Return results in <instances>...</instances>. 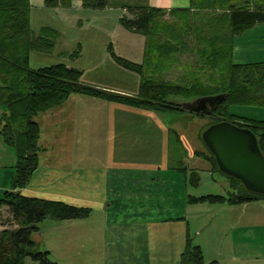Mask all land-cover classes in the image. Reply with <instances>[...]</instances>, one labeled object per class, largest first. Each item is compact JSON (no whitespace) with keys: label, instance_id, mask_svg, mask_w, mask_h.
Returning <instances> with one entry per match:
<instances>
[{"label":"crops","instance_id":"1","mask_svg":"<svg viewBox=\"0 0 264 264\" xmlns=\"http://www.w3.org/2000/svg\"><path fill=\"white\" fill-rule=\"evenodd\" d=\"M28 1L30 27L34 33L42 27L55 29L58 32L56 45L58 38H64L63 43L57 46L60 56L68 43L75 48L80 46L84 51L83 55L86 52L92 54L91 58L87 57L88 65L96 68L107 64L110 56L107 47L117 40L119 43L126 34L131 38L135 34L139 35V58L135 63L143 61L144 36L119 23L123 15L130 17L126 5H148L165 10L188 8V0H121L122 3L109 0V6L100 10L84 8L80 0L72 1L69 8H48L44 5V0ZM263 26L256 31L259 36L253 37L259 42L253 41L251 37H234L232 53L233 58L238 56L236 63L264 61ZM242 43L245 46H241ZM91 45L93 48L89 49ZM30 57L29 54L28 66ZM112 60L115 62L113 58ZM53 64L56 63L50 65ZM121 67H118L119 70ZM124 69L122 67L118 71L122 78L114 81L113 86L92 87L121 95H136L140 75L129 70L135 74L127 73L132 81L127 79L130 84H126ZM183 102L187 100L177 101L179 104ZM2 113L3 106L0 103V117ZM188 113L147 110L94 96L73 94L61 106L34 118L41 128L38 140L41 151L38 166L27 185L20 190L21 194L91 208L85 219L58 221L60 225L53 235L55 240L61 242L60 251L68 255L79 254L76 246L81 240H85L87 244L97 243L95 251L90 249L85 254L93 260L128 259L135 261L134 264L179 263L186 236L191 230L189 217L181 212L173 217H161V214L155 213L158 209L160 213L167 212L169 209L165 207L174 201L182 207L189 195L190 184L180 169H184V164L195 159V156L187 155V152L193 155L195 139L190 138L184 144V137L196 138V134H188V131L185 133L182 123L188 120L192 127H199L197 124L201 119L198 121ZM173 120L176 124L172 123ZM45 127L49 131L47 138L44 137ZM184 146L188 147L186 154ZM8 148L0 137V197L10 188L15 172L16 157L13 150ZM76 162L85 166H74ZM90 162L99 165L98 170L92 171L90 166L87 167ZM192 170L199 171L197 167ZM208 170L210 171V167ZM98 191L102 194V201H83L85 199L79 198L92 197ZM223 192L222 188L221 193ZM218 206L229 211L228 214H222L221 218L231 219L230 212L235 205L224 203ZM252 220V214H247L243 219L246 226L238 232L233 229V234L228 238L231 241L229 246H226L227 242L219 241L216 250L220 254L215 255L213 247V255L208 261H216L218 264L217 260L221 259L236 264L249 258L264 261V251L255 249L256 245L263 249L264 238L261 237L264 232L253 230L252 225H247ZM194 231L199 234L198 230ZM32 239L38 243L41 240L39 232L33 234ZM51 241L45 238L46 249L53 255L57 247L51 246ZM199 247L203 252L202 244Z\"/></svg>","mask_w":264,"mask_h":264},{"label":"trees","instance_id":"2","mask_svg":"<svg viewBox=\"0 0 264 264\" xmlns=\"http://www.w3.org/2000/svg\"><path fill=\"white\" fill-rule=\"evenodd\" d=\"M72 1L44 0V5L69 8ZM80 1L87 9L100 10L109 6V0ZM125 8L130 17L123 15L119 23L144 36L143 61L136 64L113 52L111 56L123 68L140 75L138 92L134 96L89 86L82 82L79 70L64 63L31 69L28 66L30 52L51 53L58 32L51 27L33 32L28 0H0V103L3 106L0 137L16 157L10 188L0 197V209L8 210L12 226L0 231V264H25L27 257L38 264H56L50 259L49 251L40 249L32 235L40 232L45 220L85 219L91 212L88 206L26 196L20 192L38 166L41 151L38 145L41 128L34 118L61 106L73 94L161 112H187L172 102L171 97L190 100L225 94L211 115L214 119L210 124L229 121L251 130L264 155V119L241 117L231 110L234 106L264 107V61L240 64L234 62L232 53L235 36L264 23V0H190L188 8L170 10L148 5H126ZM78 49L62 53V56L76 58ZM187 49L196 54L197 70L202 67L210 70L209 78L187 69L184 82L166 80L163 74L176 65L177 55ZM198 156L210 164L212 175L218 173L225 178L226 186L221 194L188 196L187 202L239 205L264 200V195L246 190L238 179L221 173L210 151ZM180 170L187 181L198 184L196 170L187 167ZM203 263L201 248L192 245L187 235L178 264ZM209 264L218 263L211 261Z\"/></svg>","mask_w":264,"mask_h":264},{"label":"rangeland","instance_id":"3","mask_svg":"<svg viewBox=\"0 0 264 264\" xmlns=\"http://www.w3.org/2000/svg\"><path fill=\"white\" fill-rule=\"evenodd\" d=\"M114 1V0H113ZM118 2H123L121 0H117ZM124 2H127V0H124ZM190 0L187 1L186 6H189ZM184 8V7H183ZM169 19V18H164V20ZM261 25H264V23L257 24L254 27L247 29L243 31L239 37L241 38H246V37H251L253 41L259 42L258 40H255L253 37H258L259 35L256 34V31H258L261 27ZM264 27V26H263ZM246 31L247 34H246ZM66 39V37H65ZM117 40V37H116ZM64 41V38H58L57 40V45L54 48V50L51 52V54H45L41 52H30V61H29V66L30 68H38L39 66H45V65H50L51 63H64L68 66L74 67L77 70L81 72V80L85 84H88L91 86L93 85H98L96 87L101 88V86L104 87H111L114 85V81H120L122 76L118 71L120 66L116 64V62H113L111 58V52H113L115 55L118 57L124 58L130 62L135 63V60L138 59V49L137 47L140 46V41H139V35L135 34L132 38L128 34L117 43L115 41L112 45H109L107 47L109 57H108V62L107 64L104 63V65L100 68L96 67H90L88 65V58H91L92 54L90 52H86L85 55H83V52L80 49V46H78V56L76 58H68L67 56H60L59 55V48L57 46L62 44ZM238 44V43H237ZM241 46H245V44H241ZM75 46H70V43L66 45L63 49L64 53H71L74 50ZM93 48V45L89 47ZM191 49H187L186 52L181 51L179 55H177L178 61L175 63L170 71L165 72L163 74L164 78L166 80H173L175 82H184V73L188 72L187 69L191 72H195L194 74H198L201 77H206V79L209 78L208 72L210 70H207L206 68L202 67L197 70V63H196V54L191 52ZM83 55V56H82ZM88 57V58H87ZM234 62L238 61V56L235 55L233 58ZM112 61V64L111 62ZM139 64V63H136ZM111 65H114L112 67ZM126 69V68H125ZM126 75H124L125 78V83L130 84L132 81L131 76L127 73H133L130 72L128 69L125 70ZM135 74V73H133ZM129 79V81L127 80ZM170 100L172 102H177L178 100H184L178 97H171ZM82 103V102H81ZM83 104V103H82ZM81 106V105H80ZM232 113L236 114L241 117H248V118H254V119H264V107H253V106H234L231 108ZM188 113V112H184ZM190 117L198 119H201V121L197 124L199 127H192L191 123L186 120V122L182 123V127L186 129L184 131L185 133L188 131V134H196V138L192 136H185L184 137V144H186V140L193 138L195 139V147L193 149L194 153L193 155H189L187 152L188 156H195V159L192 161H189L187 164H184V167H189L190 170L194 169L197 167L199 169L198 175H199V181L197 185H193L189 180L188 184H190V187L188 188V196H195V197H200V196H205V195H217L221 194V189L225 187V178L218 173H214L213 175L211 172L208 170L210 167V164L203 159L202 157L198 155L207 154L206 148H203V142L201 140V133L203 130L211 123L213 122L214 117L211 116H195L193 114L188 113ZM189 117V116H188ZM173 124H176V121L173 120ZM202 123V125L200 124ZM191 125V127H190ZM187 126V127H186ZM189 126V127H188ZM47 127H45L44 131V137L47 138L49 135V131H46ZM196 130V132H195ZM133 142V141H131ZM136 142V141H134ZM192 145V144H191ZM9 149V148H8ZM10 150V149H9ZM188 150V147L184 146V153L186 154V151ZM11 151V150H10ZM158 150H156V155L158 157ZM190 153V151H189ZM192 154V153H190ZM69 166V165H68ZM74 166H85L83 164L75 163ZM90 166L92 168V171L98 170V166L96 163H88L87 167ZM188 168V169H189ZM79 169V168H78ZM80 170V169H79ZM81 171V170H80ZM83 172V171H81ZM96 173V172H95ZM189 176V174H188ZM79 194V193H78ZM186 197V199H187ZM79 198L85 199L83 201H89V200H94L96 202L102 201L103 197L100 191L98 193L91 196H80ZM190 205H188V204ZM184 202V205L180 207L177 202L174 201L173 204L166 206L165 208L168 210L167 212H156L155 214H161V217H167V216H175L176 213H183L184 215H187L189 217V222H190V233L189 237L191 239L192 245H197L200 246L202 244L203 248V257L204 258V263L203 264H209L210 261H208L211 256L213 255V251L216 254H220L217 249L218 242L220 243L222 241L227 242L226 246H229L231 244V241L228 239L231 234H233V229H235V232L240 231L246 226V223L243 221L244 217L247 214H252V221H248L247 225L250 224L254 228L253 230H258L261 232H264V200H259L255 202H250L247 204H239L235 205L233 210L230 212L231 214V219H223L221 218L222 214H228L229 211L223 210L224 208H219L220 204H209V203H198L193 204L189 203L186 201ZM196 205V206H192ZM217 207V208H216ZM225 207H228L227 205ZM228 209V208H225ZM108 213H111L110 211ZM185 217V216H184ZM159 218V217H156ZM129 224V223H128ZM60 225L58 221H52V220H45L42 225H41V230L39 234L41 235V240L38 242V245L40 246V249H46L45 245V238L46 240L49 238L52 241L50 242L51 246H56L57 249L55 253L49 254L50 259L55 262L56 264H134L133 262L135 261H128V259H115L110 261L109 259H103L100 260H93L85 256L90 249H95L98 247L96 242H93L91 244H87L85 240H81L80 244H77L76 248L78 249L79 254H64L62 251H60L61 242L58 240H55L54 238V232H56V228ZM11 218L8 210L6 208L0 209V231L6 228H11ZM259 227V228H255ZM194 230H198L197 233H195ZM36 238V236H35ZM261 238H264V235H262ZM232 239V237H231ZM102 239L99 238V242H101ZM49 246V243H47ZM101 248V246H99ZM213 247L215 250H213ZM201 248V247H200ZM255 249L257 251L261 252L264 251V243H263V249H260L258 245L255 246ZM47 250V249H46ZM202 250V249H201ZM213 250V251H212ZM49 251V250H48ZM219 264H236L233 261L225 262L223 259L217 260ZM139 262V260H138ZM241 264H263L264 261H257L253 258L243 259ZM25 264H38L30 259V257H27L25 260Z\"/></svg>","mask_w":264,"mask_h":264},{"label":"water","instance_id":"4","mask_svg":"<svg viewBox=\"0 0 264 264\" xmlns=\"http://www.w3.org/2000/svg\"><path fill=\"white\" fill-rule=\"evenodd\" d=\"M224 98L225 94L201 96L180 106L195 114L211 116ZM201 138L221 173L238 179L246 190L264 195V155L251 130L220 121L209 125Z\"/></svg>","mask_w":264,"mask_h":264}]
</instances>
